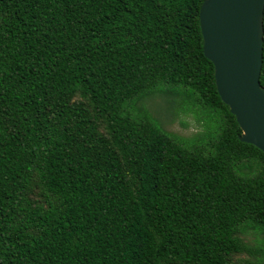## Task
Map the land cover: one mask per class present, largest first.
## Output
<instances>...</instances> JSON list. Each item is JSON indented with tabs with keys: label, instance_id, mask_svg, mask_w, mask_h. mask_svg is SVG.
<instances>
[{
	"label": "trees",
	"instance_id": "1",
	"mask_svg": "<svg viewBox=\"0 0 264 264\" xmlns=\"http://www.w3.org/2000/svg\"><path fill=\"white\" fill-rule=\"evenodd\" d=\"M201 1L0 0V264H264V152L217 94Z\"/></svg>",
	"mask_w": 264,
	"mask_h": 264
},
{
	"label": "water",
	"instance_id": "2",
	"mask_svg": "<svg viewBox=\"0 0 264 264\" xmlns=\"http://www.w3.org/2000/svg\"><path fill=\"white\" fill-rule=\"evenodd\" d=\"M263 5L264 0H202L198 23L215 89L235 118L239 139L264 152V86L258 79Z\"/></svg>",
	"mask_w": 264,
	"mask_h": 264
},
{
	"label": "rangeland",
	"instance_id": "3",
	"mask_svg": "<svg viewBox=\"0 0 264 264\" xmlns=\"http://www.w3.org/2000/svg\"><path fill=\"white\" fill-rule=\"evenodd\" d=\"M144 103L164 128L184 135L195 129L189 116L178 113L171 117L173 111L166 97L153 95Z\"/></svg>",
	"mask_w": 264,
	"mask_h": 264
}]
</instances>
